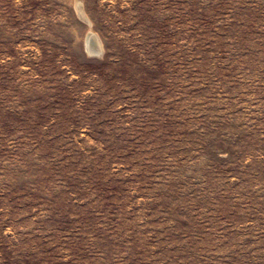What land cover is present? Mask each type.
I'll list each match as a JSON object with an SVG mask.
<instances>
[{"label": "rangeland", "instance_id": "rangeland-1", "mask_svg": "<svg viewBox=\"0 0 264 264\" xmlns=\"http://www.w3.org/2000/svg\"><path fill=\"white\" fill-rule=\"evenodd\" d=\"M0 264H264V0H0Z\"/></svg>", "mask_w": 264, "mask_h": 264}, {"label": "bare ground", "instance_id": "bare-ground-1", "mask_svg": "<svg viewBox=\"0 0 264 264\" xmlns=\"http://www.w3.org/2000/svg\"><path fill=\"white\" fill-rule=\"evenodd\" d=\"M78 11L81 14L83 12V8L80 4L78 5ZM89 37H91V41L89 43H87L88 52L92 53V54L93 53L94 54H98V53L100 54V52L102 51L100 41L98 40V38L94 34H89Z\"/></svg>", "mask_w": 264, "mask_h": 264}, {"label": "water", "instance_id": "water-1", "mask_svg": "<svg viewBox=\"0 0 264 264\" xmlns=\"http://www.w3.org/2000/svg\"><path fill=\"white\" fill-rule=\"evenodd\" d=\"M91 41V37H89V34L86 37V43H89Z\"/></svg>", "mask_w": 264, "mask_h": 264}]
</instances>
